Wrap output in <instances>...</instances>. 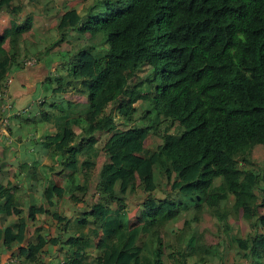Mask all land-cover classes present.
Here are the masks:
<instances>
[{
    "label": "trees",
    "instance_id": "16d2710c",
    "mask_svg": "<svg viewBox=\"0 0 264 264\" xmlns=\"http://www.w3.org/2000/svg\"><path fill=\"white\" fill-rule=\"evenodd\" d=\"M25 1L0 0L10 17L0 34V90L13 66L44 56L56 62L49 82L66 98L45 115L55 130L46 169L0 171V244L23 245L21 264H43L45 235L24 229L45 214L63 264H189L191 256L194 264H264V0H92L64 14L53 43L32 20L54 22L59 5ZM31 32L34 50L51 49L29 50ZM132 158L149 164L150 185L135 183ZM177 165L196 173L173 176ZM23 175L33 185L47 176L41 198L69 202L71 215L26 207L9 181ZM239 210L250 230L235 237Z\"/></svg>",
    "mask_w": 264,
    "mask_h": 264
},
{
    "label": "crops",
    "instance_id": "0c3cea01",
    "mask_svg": "<svg viewBox=\"0 0 264 264\" xmlns=\"http://www.w3.org/2000/svg\"><path fill=\"white\" fill-rule=\"evenodd\" d=\"M6 13H1L0 16ZM3 21L0 20V34L8 27L10 17H6ZM1 19V18H0ZM50 20L51 28L57 29V23ZM45 34V33H44ZM50 57H42L39 62L31 67L27 66H13L10 71V83L8 86L9 94L13 98L14 106L17 111H23L28 107L32 109L26 113H21L20 116L12 120L11 133L8 143H0V154L2 161H15L17 166L3 163L1 166L2 175H13L20 163H28L29 166H35L39 171L46 169V156L48 149L46 148V141L55 134L52 125L46 120V114L50 110V104L56 102L61 98H66L61 93L56 92V85L50 83L49 80L55 75V63L51 64ZM47 176L38 180L36 185H33V180L29 176H21L18 178L10 177L9 181L11 187L14 186L19 190L18 194H22L23 202L26 207H42L50 211H62L68 217L71 215V205L69 202L54 205L48 203L41 198L43 192V185L46 182ZM53 181L60 182L58 176L51 178ZM59 207V208H58ZM28 211V210H27ZM26 212V210H24ZM130 218H136L130 215ZM10 218L8 221H13ZM29 220L27 227L24 229H34L36 227L47 240L41 241L42 255L41 260L43 264H59L64 255L63 250H60L54 240H50L51 234L54 231L55 223L48 220L45 214H37L36 222ZM50 231V235L48 234ZM26 234V233H25ZM200 240V239H199ZM200 243V241H198ZM23 245L15 244L10 249H6L0 244V264H5L12 256L17 257L18 250ZM195 257L188 258L189 264H194ZM216 264V262H214Z\"/></svg>",
    "mask_w": 264,
    "mask_h": 264
},
{
    "label": "rangeland",
    "instance_id": "374dc122",
    "mask_svg": "<svg viewBox=\"0 0 264 264\" xmlns=\"http://www.w3.org/2000/svg\"><path fill=\"white\" fill-rule=\"evenodd\" d=\"M54 1L59 5V9H60V12L58 14L59 16L56 18V21H55V24L57 23V27L58 26L59 27L64 26V24H63L64 23V16H65L64 14L67 13L70 9L76 8V10L79 13H82L92 3V0L85 3V4H78L75 1L69 2V0H54ZM113 1L115 3V0H113ZM23 3L25 4L26 1L23 0ZM60 16H61V18H60ZM6 17H8V16L4 17V14H2L0 16V18H1L0 20L3 21L4 19H7ZM32 22H33L32 23V25H33L32 31L34 33H37V35H39L38 33H43L44 38L47 40V43H53L58 39L60 31H59V29L51 28L53 26H52V23L50 22V20H44V19L34 17ZM8 24H9V22H8ZM34 33L31 32L28 35H26L27 43H29V42L34 43ZM30 43L27 45V46H29V50H34V46L31 45ZM47 43H44V44L40 43L39 47H37V48H40V49L44 48L45 49L47 47L48 50H50L51 48L47 46L48 45ZM50 45L51 44H49V46ZM37 48H35V50ZM52 52H49V53L52 54ZM80 59L81 60L79 62V64H80L79 72H80L81 76L85 77L91 73V70L88 69V64H89L88 63V57L82 56ZM56 92L60 93V91L57 88H56ZM31 109L32 108L30 107L29 111ZM147 144H148V146L157 147L158 142H157V140L155 141V137H153L152 135H149ZM257 156H258V154H256L255 157H257ZM131 160L135 161L139 165L138 171H137L135 178H134L135 183L148 182V184L150 185V179H148L149 178V164L142 162V160L140 158H132ZM196 169H197V166H190L188 169L185 170V169H182L181 166L177 165V166H175V173L173 174V176H177V174H178L183 179L191 180L196 173ZM216 185H217L218 191L222 192V188H221L220 183L218 181L216 182ZM221 195H223V194H221ZM223 197H224V195H223ZM226 202H227L226 200H222L221 205L224 206V204ZM244 210L252 212L251 206H246L244 208ZM138 212L139 211H138L137 205L131 204L129 207V214L134 215L136 217V215H138ZM231 214H232V218L234 219L230 222V228L232 229V234L235 237L236 236L238 237V236H243L246 233H248V231L250 230V227H246V225H244L240 220L242 211L239 210L237 213L233 212ZM221 243H223V242H221ZM230 253H232V252H230ZM232 254H234V253H232ZM217 264H219V263H217Z\"/></svg>",
    "mask_w": 264,
    "mask_h": 264
},
{
    "label": "built area",
    "instance_id": "2783aa9c",
    "mask_svg": "<svg viewBox=\"0 0 264 264\" xmlns=\"http://www.w3.org/2000/svg\"><path fill=\"white\" fill-rule=\"evenodd\" d=\"M35 64L36 61L34 58L23 60L24 66L31 67ZM9 83L10 79L7 78L4 87L0 90V143H8L10 139L9 129L13 118L20 116L21 113L28 112L30 108L28 107L23 111H17L15 109L13 98L8 91ZM5 264H21V262L17 257L12 256ZM59 264H63V262L61 261Z\"/></svg>",
    "mask_w": 264,
    "mask_h": 264
},
{
    "label": "water",
    "instance_id": "95a60500",
    "mask_svg": "<svg viewBox=\"0 0 264 264\" xmlns=\"http://www.w3.org/2000/svg\"><path fill=\"white\" fill-rule=\"evenodd\" d=\"M3 163H7L9 165L17 166V163L14 161L13 163L10 160H4L0 162V171H1V166Z\"/></svg>",
    "mask_w": 264,
    "mask_h": 264
}]
</instances>
